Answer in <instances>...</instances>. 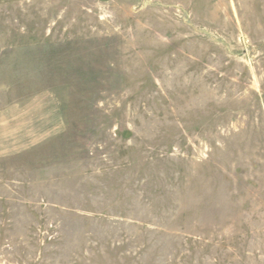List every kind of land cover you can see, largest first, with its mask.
<instances>
[{"label": "rangeland", "instance_id": "1", "mask_svg": "<svg viewBox=\"0 0 264 264\" xmlns=\"http://www.w3.org/2000/svg\"><path fill=\"white\" fill-rule=\"evenodd\" d=\"M0 264H264V0H0Z\"/></svg>", "mask_w": 264, "mask_h": 264}]
</instances>
